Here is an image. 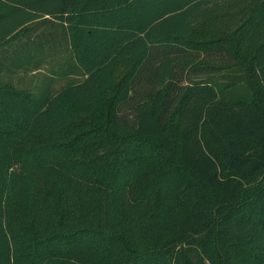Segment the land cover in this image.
I'll return each mask as SVG.
<instances>
[{
    "label": "trees",
    "instance_id": "16d2710c",
    "mask_svg": "<svg viewBox=\"0 0 264 264\" xmlns=\"http://www.w3.org/2000/svg\"><path fill=\"white\" fill-rule=\"evenodd\" d=\"M42 37L0 77V264H264V0H0L2 63Z\"/></svg>",
    "mask_w": 264,
    "mask_h": 264
},
{
    "label": "crops",
    "instance_id": "0c3cea01",
    "mask_svg": "<svg viewBox=\"0 0 264 264\" xmlns=\"http://www.w3.org/2000/svg\"><path fill=\"white\" fill-rule=\"evenodd\" d=\"M44 16H48V15H44ZM42 17H39L29 23L31 26V37L35 34H41V35L48 34L50 37L53 35L58 36L60 38V41L63 43L62 46L65 47V51H62L55 56L60 58V62L64 61L63 57H66L68 44H67V40L66 41L63 40V35L67 38V35H68L67 31L62 25H59L56 21H53L52 19L51 20L43 19ZM25 36L26 34H22V38H25ZM19 41H21L20 38L14 39L12 42L8 43L5 47L6 48L15 47V45L20 44ZM44 41H45V38L42 37L41 44L39 43V47H35L34 49V51H37V52H35V54L29 53L31 57H29V55L26 53H24L23 55L22 54L18 55L20 57L23 56V61L27 60L24 62L23 65L21 64V62H19V60L18 62L14 63L12 60V57L9 58V61L7 64L2 63L1 62L2 60H0V77H3V79L12 80L14 82L17 79H21L28 84V82H31L34 76L37 75V72L39 73V72L46 71V67L49 64V61L50 62L52 61V59L50 58V56L52 55L48 52H51V49H53L54 47H52V41L50 39H49V42L44 43ZM58 44H59V41L57 40L55 46L58 47ZM42 52H46V54ZM29 58L31 61L30 65L28 64ZM0 59H3V58L0 57ZM35 64H37V66L39 67L35 68L34 67ZM27 86H30V85H27Z\"/></svg>",
    "mask_w": 264,
    "mask_h": 264
},
{
    "label": "rangeland",
    "instance_id": "374dc122",
    "mask_svg": "<svg viewBox=\"0 0 264 264\" xmlns=\"http://www.w3.org/2000/svg\"><path fill=\"white\" fill-rule=\"evenodd\" d=\"M44 73H46L45 76L48 74L47 71L39 72V73L37 72V75H35L34 78L31 80V82H28V84L21 79H17L15 80V82L20 85H24V86L30 85L31 87H34V86H37V83L39 82L38 79H42L44 77Z\"/></svg>",
    "mask_w": 264,
    "mask_h": 264
}]
</instances>
